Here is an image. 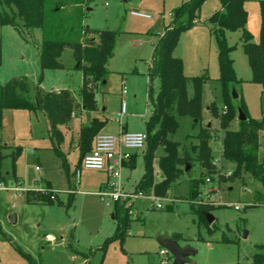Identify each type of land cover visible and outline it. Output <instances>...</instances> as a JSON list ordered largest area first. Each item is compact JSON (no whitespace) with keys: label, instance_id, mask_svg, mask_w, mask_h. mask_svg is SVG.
Instances as JSON below:
<instances>
[{"label":"rangeland","instance_id":"374dc122","mask_svg":"<svg viewBox=\"0 0 264 264\" xmlns=\"http://www.w3.org/2000/svg\"><path fill=\"white\" fill-rule=\"evenodd\" d=\"M64 1L68 3L67 10L75 6V2L81 3L82 21L94 32L117 33L106 64L107 77L98 82L94 90L95 111L81 113L82 72L77 68L73 51L67 48L61 56L64 68L46 69L41 86L45 90L66 88L74 94L77 115L70 119L75 130L80 125H90L97 116L106 121L102 133H116L121 104L125 101L126 114L122 122L127 124L128 131H145L152 111L148 89L152 87L156 93L159 86V78L151 79L148 75L154 45L171 23L173 10L185 0ZM244 8L247 11L245 28L252 34L253 41L258 42L260 0H245ZM220 9V0H205L198 23L181 33L173 54L183 59L187 77L208 74L204 105L214 101L222 111L225 102L219 81L218 44L208 19ZM132 11H141L150 17L137 16ZM0 36V83L25 75L37 84L41 75L38 63L41 30L18 31L5 25L0 27ZM226 38L232 47L230 55L238 80L231 86V100L237 108L243 100L249 116L260 120L264 118V87L252 81V71L242 47V31H228ZM123 80H126V94H123ZM232 88L238 94L236 99ZM175 115L179 127L171 139L180 142L181 152L189 156V169L183 170L165 197L157 196L162 208H156L147 197L135 199L125 235L107 242L115 232L117 221L113 217L114 204L107 205L97 193L100 184L107 180L106 173L79 165V152L71 148L72 134L64 125L60 147L67 156L69 183L62 161L53 149L48 117L41 111L4 109L0 126V264H29L20 249L41 264H172L173 256L169 252L161 254L164 248L157 240L158 234L164 233L182 246L190 244L197 249L192 262L185 264H255L253 255L264 251V183L249 173L240 177L227 175L235 164L221 157L224 130L220 128L219 118L204 110L201 123L193 126L191 117ZM238 123L235 110L229 127L237 128ZM206 125L220 136L210 143L214 176L200 162L193 161L194 147L198 144L196 136L200 127ZM259 133V159L263 160L264 131ZM17 149L19 154H16ZM145 149H130L135 155V166L122 168L123 185L129 192L135 190L143 175ZM162 154L163 149L159 147L156 156ZM154 177L155 181L161 179L156 157ZM207 177L209 182L205 180ZM191 178L204 180L196 201L213 207L210 212L215 219L211 224L191 209L187 198ZM71 193L72 202L69 201ZM53 197L55 200L51 203L44 200H53ZM234 204L240 209H234ZM10 218H15L16 222H11Z\"/></svg>","mask_w":264,"mask_h":264},{"label":"trees","instance_id":"16d2710c","mask_svg":"<svg viewBox=\"0 0 264 264\" xmlns=\"http://www.w3.org/2000/svg\"><path fill=\"white\" fill-rule=\"evenodd\" d=\"M0 0V27L9 25L18 31H33L40 29L42 40L39 46L38 63L41 71L37 84H33L25 75L12 77L4 84L0 83V126L3 110L25 109L33 112H43L49 120L53 149L62 161L70 183L69 164L65 154L59 148L63 139L60 125L65 124L75 111L76 98L66 89L45 90L42 86L43 73L46 69H63L62 53L69 48L73 51L77 68L82 72V84L79 89L80 104L83 109L95 111L97 105L94 90L98 82L107 77V60L113 52L117 33L111 30L94 32L84 25L81 3L65 9L68 3L64 0ZM205 0H185L172 13L171 23L165 27L162 35L156 41L153 55L149 63L148 75L151 79L159 78L156 91L148 89V101L152 104V111L146 120V149L143 152L144 171L135 187V191L145 195L154 194L165 197L172 185L186 169V152H181V143L171 139L179 127L178 116H189L192 125L196 126L203 120L204 110L219 118L220 128L224 130L221 139V157L224 161L233 162L234 177L249 173L258 181L264 183V159H259L261 145L260 131L264 125V118L258 120L249 116L243 100L239 107L246 115V120L239 121L237 128L229 127L237 107L231 100V86L237 82L233 60L232 47L228 45L226 34L228 31H242V47L252 71V81L264 87V0H260V38L253 41L252 34L245 28L247 11L244 8L245 0H220L221 9L208 18L212 23L211 32L215 35L218 44L219 81L226 111L219 110L214 101L204 105L203 95L208 74L187 77L184 74L183 59L173 54L180 35L183 31L198 23L201 5ZM73 4V5H74ZM20 21V22H19ZM2 59V42L0 36V64ZM190 86V87H189ZM104 120L97 117L92 119L89 126L82 127L79 135V165L83 156L92 149V142L96 134L105 125ZM198 144L194 147L198 161L211 175H215L213 155L210 143L220 136L206 125L200 127L197 134ZM162 147L163 154L158 156V167L161 179L155 181L154 159L156 151ZM17 152V153H16ZM15 153L19 154L17 149ZM16 154L13 155L15 161ZM192 159V158H191ZM135 166V155L125 164ZM206 179V178H205ZM203 178H191L190 190L187 198L191 209L205 219L204 211L213 207L208 203L197 202L200 194V185ZM71 185V184H70ZM34 193V192H33ZM50 203L55 200L44 199ZM71 193L69 201L72 202ZM130 208L123 203H114L113 217L117 226L113 239H122L131 222ZM107 244V243H106ZM20 252L29 261V264H41L31 254ZM255 264H264V251H257L253 255Z\"/></svg>","mask_w":264,"mask_h":264},{"label":"built area","instance_id":"2783aa9c","mask_svg":"<svg viewBox=\"0 0 264 264\" xmlns=\"http://www.w3.org/2000/svg\"><path fill=\"white\" fill-rule=\"evenodd\" d=\"M132 14L149 18L150 15L141 11H132ZM123 94L127 93L126 80L122 81ZM226 111V107L223 108V112ZM126 114V102L121 104V110L119 113V119L117 121L122 125V117ZM262 130L264 131V125ZM147 134L146 131H128L121 129L118 134L112 133H98L94 137L93 148L90 152L86 153L81 161V165L84 169L99 170L106 173L108 176V185L98 191V195L101 200L107 205L114 204L115 202L123 203L126 207L130 208V213L133 212V206L135 199L139 197H147L153 201V205L156 208H162L163 205L159 202V198L154 194L145 195L142 192H129L124 188L122 181V168L130 160L132 153L130 149L144 150L146 147ZM37 169H39L37 167ZM77 176L80 175V171L76 170ZM232 172H228L227 175H231ZM206 182L210 181L207 177ZM54 198V197H53ZM234 209L239 210L240 207L234 204ZM161 254H168V251L164 248Z\"/></svg>","mask_w":264,"mask_h":264},{"label":"water","instance_id":"95a60500","mask_svg":"<svg viewBox=\"0 0 264 264\" xmlns=\"http://www.w3.org/2000/svg\"><path fill=\"white\" fill-rule=\"evenodd\" d=\"M232 96L233 98H237L238 94L235 88H232ZM238 111V120H246V115L241 107L237 108ZM210 125V124H209ZM190 166H186V171L189 169ZM204 216L208 223H212L214 221V216L210 211H204ZM10 221L15 223V218H10ZM157 240L159 244L165 248L172 256H173V263L172 264H185L188 262H192V257L195 256L197 253V249L190 244L187 245H180L178 241L171 237L170 234H158Z\"/></svg>","mask_w":264,"mask_h":264},{"label":"crops","instance_id":"0c3cea01","mask_svg":"<svg viewBox=\"0 0 264 264\" xmlns=\"http://www.w3.org/2000/svg\"><path fill=\"white\" fill-rule=\"evenodd\" d=\"M206 85H207V83L205 84V87H206ZM59 89H62V88H57V89H53V90H59ZM85 111V109H83V106H81V113L82 112H84ZM205 111L206 112H209L208 110H207V108H205ZM91 112H94V111H91ZM72 115H77L76 114V111H74L73 112V114ZM95 117H97V116H95ZM94 118V117H93ZM92 118V119H93ZM98 119H99V117H97ZM101 120V119H100ZM106 122V121H105ZM64 125H66V127L71 131V139H70V146H71V148L73 149V150H77L78 152H79V159H80V151H79V135H80V130H81V128L82 127H85V126H89V124L88 125H80V127H79V129H77V130H75V128L73 127V123H72V121H71V119H70V121L69 122H66L65 124H63V125H60V130H61V128L64 126ZM105 126H106V123H105V125L102 127V129L99 131V133L100 132H102L103 131V128H105ZM121 129H124V130H128V128H127V124L126 123H122V125H120L119 126V129L117 130V132L116 133H112V134H118L119 132H120V130ZM61 133H62V136H63V132H62V130H61ZM63 140H64V137H63V139H62V141H61V143H60V145L62 144V142H63ZM93 142H94V139H93ZM93 142H92V148H93ZM60 145H59V148L61 149V147H60ZM92 150V149H91ZM61 151L63 152V150L61 149ZM144 152V151H143ZM64 154H65V152H63ZM65 156H66V154H65ZM157 159H158V157H156ZM66 159H67V156H66ZM82 161V160H81ZM81 164V163H80ZM125 167H129L128 165H125ZM108 176H107V180L106 181H104V182H102L101 184H100V186H99V190H101V189H103V188H105L107 185H108ZM47 185H50V184H47ZM50 188H51V185H50ZM28 196V195H27Z\"/></svg>","mask_w":264,"mask_h":264}]
</instances>
